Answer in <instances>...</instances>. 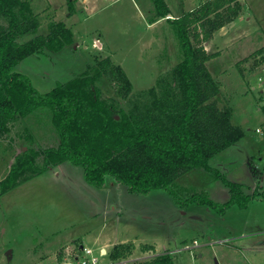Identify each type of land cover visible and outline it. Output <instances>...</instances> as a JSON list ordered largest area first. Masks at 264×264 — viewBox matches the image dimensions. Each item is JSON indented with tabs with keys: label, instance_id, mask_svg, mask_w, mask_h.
I'll use <instances>...</instances> for the list:
<instances>
[{
	"label": "rangeland",
	"instance_id": "rangeland-1",
	"mask_svg": "<svg viewBox=\"0 0 264 264\" xmlns=\"http://www.w3.org/2000/svg\"><path fill=\"white\" fill-rule=\"evenodd\" d=\"M28 1L40 15L41 35L49 34L50 21L65 23L74 35V43L61 52L31 56L15 68L41 93L109 58L124 70L137 95L154 88L184 59L166 19L150 26L151 0H72V17L66 0ZM205 1L166 0L169 18H180ZM244 1L245 21L216 38L221 55L207 64L221 87L220 107L231 109L232 123L244 137L210 165L231 182L262 193L264 0ZM98 85L105 99L122 101L116 80L105 77ZM58 142L45 109L15 121L10 134L0 139V183L22 152ZM176 191L183 199L196 193L220 204L230 199L229 189L205 170L181 177ZM262 197L244 210L232 206L224 215L196 204L182 209L164 190L138 195L112 178L103 189L95 188L86 182L83 168L66 162L0 196V264H78L79 239L101 264H141L155 251L173 252L175 264H264ZM103 245L108 246L105 255ZM116 253L119 257L112 258Z\"/></svg>",
	"mask_w": 264,
	"mask_h": 264
},
{
	"label": "trees",
	"instance_id": "trees-1",
	"mask_svg": "<svg viewBox=\"0 0 264 264\" xmlns=\"http://www.w3.org/2000/svg\"><path fill=\"white\" fill-rule=\"evenodd\" d=\"M66 1L72 17L73 1ZM151 1L150 22L168 21L184 59L154 88L134 95L124 70L109 58L97 60L94 67L50 92H39L15 68L31 56L71 46L73 32L63 22L50 21L49 34L41 35L40 15L28 0H0V139L10 134L15 121L41 109L50 113L59 138L56 146L22 152L0 183V196L68 162L83 168L86 182L95 188L103 189L112 178L138 195L164 190L182 209L196 204L224 215L232 206L244 210L263 198L264 192L231 182L210 165L244 137L232 123L231 109L219 105L221 87L207 66L215 56L205 49L216 33L239 17L240 0H208L177 19L169 18L166 0ZM105 77L116 80L125 106L103 97L98 84ZM194 170H205L226 186L229 201L220 204L197 193L183 199L176 191L177 181ZM116 257L118 253L112 255ZM141 264L175 262L164 252Z\"/></svg>",
	"mask_w": 264,
	"mask_h": 264
},
{
	"label": "crops",
	"instance_id": "crops-1",
	"mask_svg": "<svg viewBox=\"0 0 264 264\" xmlns=\"http://www.w3.org/2000/svg\"><path fill=\"white\" fill-rule=\"evenodd\" d=\"M91 0H89V2H90ZM208 1V0H207ZM206 2V1H205ZM240 3L242 4V11H241V14L239 15V17L235 20V21H233L231 24H229V25H227L226 27H224L223 29H221L218 33H216L215 35H214V37L209 41V42H207L206 43V51H207V53L209 54V55H211V56H215L213 59H211L210 61H209V63H211V62H213L216 58H218V57H220V55H221V52L222 51H220L219 50V48L217 47V45H216V38L217 37H221V35L222 34H225L226 33V31L230 28V27H232L233 25H235L236 23H237V21H239V23H243L245 20H243L244 19V14L246 13V3H245V1L244 0H240ZM243 3H245V5L243 6ZM197 8V7H196ZM193 11V10H192ZM161 23H163V20H160V21H158V22H156V23H151L150 22V26H155V25H158V24H161ZM98 45L100 46V43H98ZM208 46V47H207ZM254 50V49H253ZM213 60V61H212ZM221 72H224V71H222V70H220L218 73H221ZM248 72V71H247ZM247 72H246V74H247ZM263 91H261V93H262ZM79 241L81 242L80 243V247H81V250L83 249V248H85L86 246L84 245V242L81 240V239H79ZM97 242H99L98 240H96ZM124 244H127V243H124ZM119 245H122V244H119ZM115 246H117V245H115ZM107 245H103L102 246V254H106L107 253V251H106V249H107ZM88 248V247H87ZM152 251V250H151ZM165 251H168V250H165ZM164 251H160V252H156L155 251V254H151V256L152 257H155V256H157V255H160V254H162ZM172 255H173V252H170ZM150 255H148L147 257H149ZM151 256H150V258H151ZM147 257H145V258H147Z\"/></svg>",
	"mask_w": 264,
	"mask_h": 264
},
{
	"label": "built area",
	"instance_id": "built-area-1",
	"mask_svg": "<svg viewBox=\"0 0 264 264\" xmlns=\"http://www.w3.org/2000/svg\"><path fill=\"white\" fill-rule=\"evenodd\" d=\"M259 83L260 85H264L263 79L260 78ZM76 261L78 262V264H101L100 259L97 258L94 255L93 250L89 248H83L81 257L77 258ZM111 264H122V263L111 262Z\"/></svg>",
	"mask_w": 264,
	"mask_h": 264
}]
</instances>
